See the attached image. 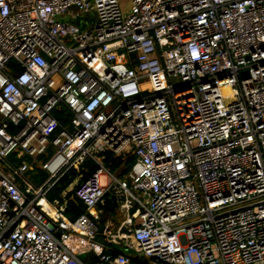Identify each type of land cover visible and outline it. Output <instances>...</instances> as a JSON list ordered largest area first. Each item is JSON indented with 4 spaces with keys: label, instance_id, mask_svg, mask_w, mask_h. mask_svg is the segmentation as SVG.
<instances>
[{
    "label": "built area",
    "instance_id": "2783aa9c",
    "mask_svg": "<svg viewBox=\"0 0 264 264\" xmlns=\"http://www.w3.org/2000/svg\"><path fill=\"white\" fill-rule=\"evenodd\" d=\"M0 264H264V0H0Z\"/></svg>",
    "mask_w": 264,
    "mask_h": 264
},
{
    "label": "rangeland",
    "instance_id": "374dc122",
    "mask_svg": "<svg viewBox=\"0 0 264 264\" xmlns=\"http://www.w3.org/2000/svg\"><path fill=\"white\" fill-rule=\"evenodd\" d=\"M131 1L132 0H118L119 3V8L121 12L127 13L130 9L131 6ZM96 15L94 11H89L85 14L78 15L76 19L73 20V23L78 26L80 30H83L84 28L86 29L88 24L95 22ZM107 157V156H106ZM113 159H117L116 157H112ZM107 161L105 162L106 166ZM107 168V166H106ZM108 169V168H107ZM127 169L126 163H121L117 168L114 169H108L112 175H114L117 178H122L120 173L124 170ZM83 171V170H81ZM44 177L43 173L39 172L36 179L41 180ZM101 183H105V177L101 178ZM49 200L53 199L50 196L48 197ZM101 220H110L113 224L112 227V232L115 233L117 226L121 223L123 220V215L116 209H112L111 212L108 211L107 208L103 209L102 214H101Z\"/></svg>",
    "mask_w": 264,
    "mask_h": 264
},
{
    "label": "trees",
    "instance_id": "16d2710c",
    "mask_svg": "<svg viewBox=\"0 0 264 264\" xmlns=\"http://www.w3.org/2000/svg\"><path fill=\"white\" fill-rule=\"evenodd\" d=\"M106 156H107V163H106V166L108 169H114V168H117L121 162V159L120 158H117V159H113L111 154L109 153H106ZM110 162V163H108ZM133 162V159L129 158L128 161L126 162V165H127V169H129L131 163ZM84 168L86 171H81L83 173V178H87L88 175L90 173H92L94 170H95V166L93 165V163L91 162H85L84 163ZM127 169H124L122 171V173L124 171H126ZM77 176V173L75 172V170H70L69 173L59 181V183L57 184V186L55 187L54 191L52 192L51 194V198L54 197L58 192L59 190L63 189L65 186H67L68 184H70V182H72V180ZM67 212H68V217L71 219V220H74L76 217H78L80 214L84 213L85 212V208L84 206L79 203V202H71L69 203V206L67 208Z\"/></svg>",
    "mask_w": 264,
    "mask_h": 264
},
{
    "label": "crops",
    "instance_id": "0c3cea01",
    "mask_svg": "<svg viewBox=\"0 0 264 264\" xmlns=\"http://www.w3.org/2000/svg\"><path fill=\"white\" fill-rule=\"evenodd\" d=\"M110 154V153H109ZM105 156H106V154H105ZM111 156L113 157V155L111 154ZM129 158H131V159H133L131 156H127L126 157V159L124 158V160H122L121 158V162L124 164V163H126L127 161H128V159ZM106 159H107V157H106ZM108 163H110V162H108ZM133 163V162H132ZM132 163H131V165H132ZM121 164V163H120ZM130 165V166H131ZM129 169H130V167H129ZM129 169H127L126 171H124L123 173L121 172L120 173V175H121V177L129 170ZM79 175L77 174V176L76 177H78ZM76 177L74 178V179H76ZM79 178H80V180L83 178V173H82V177L81 176H79ZM73 179V180H74ZM72 180V181H73ZM70 184H72V182H70ZM70 184H68L67 186H65L63 189H61V190H59V192L54 196V197H52V198H57L58 197V195L62 192V191H64V190H66V188L70 185ZM55 189V188H54ZM54 189L51 191V193H50V195L49 196H51V194H52V192L54 191ZM65 198V200H66V210H65V213H64V215L67 217V218H69L68 217V212H67V208H68V206H69V203H71V202H76V200L75 199H73V196H72V191L70 192V193H68L67 195H66V197H64ZM108 209V211L109 212H111L112 211V209H114L113 207H109V208H107ZM120 212V211H119ZM122 215H123V217H124V213L123 212H120ZM70 219V218H69ZM100 223H101V228H103L104 226H107L109 229H110V231H111V233L113 234L114 232H112V227H113V224H112V222L110 221V220H104V221H102V220H100ZM119 226H120V224L117 226V228H116V231H117V229L119 228ZM115 231V232H116Z\"/></svg>",
    "mask_w": 264,
    "mask_h": 264
}]
</instances>
